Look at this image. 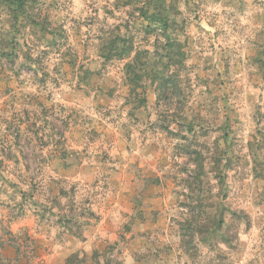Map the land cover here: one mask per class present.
I'll use <instances>...</instances> for the list:
<instances>
[{
  "label": "rangeland",
  "instance_id": "1",
  "mask_svg": "<svg viewBox=\"0 0 264 264\" xmlns=\"http://www.w3.org/2000/svg\"><path fill=\"white\" fill-rule=\"evenodd\" d=\"M26 1L0 0V264H264V0ZM218 175L209 248L181 224Z\"/></svg>",
  "mask_w": 264,
  "mask_h": 264
},
{
  "label": "trees",
  "instance_id": "2",
  "mask_svg": "<svg viewBox=\"0 0 264 264\" xmlns=\"http://www.w3.org/2000/svg\"><path fill=\"white\" fill-rule=\"evenodd\" d=\"M8 2L10 6H14L15 21L18 23L20 13L24 10H27L28 1L8 0ZM148 20L150 22L157 23V28H160L161 30L165 29L167 25L166 20H164L162 16H159L156 13L150 14ZM129 53L130 51L128 49V43L126 39L116 37L115 40L111 41L107 45V55L109 54L111 56H115L113 54H116V56L118 57H125L129 56ZM172 64H176V62H173V59H169L168 65ZM138 67L139 65L136 63H127L124 68L125 79L127 85L130 87L131 95H135L140 86L142 88V85L140 84L142 83V80L144 78V73L142 71H139ZM160 82L163 83L160 85H165L167 83L165 79ZM204 171L205 170L203 164L198 163L194 181L192 183L188 181V184H190L189 186L192 188L191 191H193V193H195L194 191H196L197 189L200 190L199 185L203 184L204 181V179L202 178L204 176H207ZM222 171H220V173H222ZM216 179L218 180L217 183L220 187V190L218 191L216 196L212 197L214 201H212L211 204L208 205L205 202V199L202 198V195L199 196L198 199L200 207L197 210L193 208V217H191V214L189 215L191 219H187L185 221V226L184 224H181L182 233H184V230H186L187 227L190 231H192V235L196 233L200 237L201 243L207 245L209 248H212V239L219 238L222 236L221 233H223V227L226 225L225 215L226 213H231V211H229L224 206V202L227 199L225 176L218 175ZM193 184H198L196 190L193 188ZM232 215H235V213H232Z\"/></svg>",
  "mask_w": 264,
  "mask_h": 264
}]
</instances>
